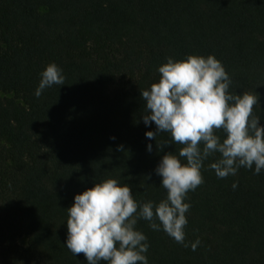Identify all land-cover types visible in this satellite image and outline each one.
<instances>
[{
    "label": "trees",
    "instance_id": "obj_1",
    "mask_svg": "<svg viewBox=\"0 0 264 264\" xmlns=\"http://www.w3.org/2000/svg\"><path fill=\"white\" fill-rule=\"evenodd\" d=\"M190 54L221 61L233 93L256 92L264 125V0H0V264H87L64 246L66 209L103 179L140 202L166 197L154 170L181 145L146 139L140 90ZM53 62L64 85L37 98ZM218 158L187 193L188 247L138 220L148 264H264V170L218 179Z\"/></svg>",
    "mask_w": 264,
    "mask_h": 264
},
{
    "label": "clouds",
    "instance_id": "obj_2",
    "mask_svg": "<svg viewBox=\"0 0 264 264\" xmlns=\"http://www.w3.org/2000/svg\"><path fill=\"white\" fill-rule=\"evenodd\" d=\"M157 71L158 81L140 90V95L143 123L155 125L154 131L145 132L146 139H154L158 149L169 143L181 145L178 151L164 154L154 170L166 197L158 203L140 202L130 185L117 178L103 179L76 194L66 209L64 246L73 256L83 253L87 264H148L147 237L136 228L141 219L153 231L163 230L188 247L184 229L191 205L186 202L187 193L203 183V162L213 154L219 158L209 167L218 179L236 175L241 167L254 175L264 170V125L254 112V106L260 108L256 92L230 91L231 78L214 55L168 57ZM64 79L57 64H48L34 95L38 98L45 88L64 85ZM161 133L168 134V139L157 142ZM146 150L151 152L152 145ZM232 187L237 184L233 182ZM199 243V239L193 242L191 250Z\"/></svg>",
    "mask_w": 264,
    "mask_h": 264
}]
</instances>
